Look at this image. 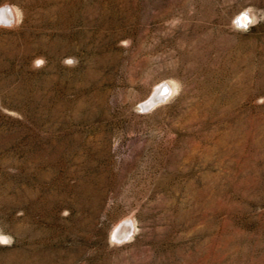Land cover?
<instances>
[{"label":"rangeland","instance_id":"374dc122","mask_svg":"<svg viewBox=\"0 0 264 264\" xmlns=\"http://www.w3.org/2000/svg\"><path fill=\"white\" fill-rule=\"evenodd\" d=\"M0 264H264V0H0Z\"/></svg>","mask_w":264,"mask_h":264},{"label":"water","instance_id":"95a60500","mask_svg":"<svg viewBox=\"0 0 264 264\" xmlns=\"http://www.w3.org/2000/svg\"><path fill=\"white\" fill-rule=\"evenodd\" d=\"M241 23H242V21H241ZM242 24H246V23H242ZM165 92H167L166 87L161 88L160 91H159V93H158V97L163 96L165 94Z\"/></svg>","mask_w":264,"mask_h":264},{"label":"bare ground","instance_id":"6f19581e","mask_svg":"<svg viewBox=\"0 0 264 264\" xmlns=\"http://www.w3.org/2000/svg\"><path fill=\"white\" fill-rule=\"evenodd\" d=\"M248 20H249V17L248 16H244V15L241 16L242 23H246Z\"/></svg>","mask_w":264,"mask_h":264},{"label":"built area","instance_id":"2783aa9c","mask_svg":"<svg viewBox=\"0 0 264 264\" xmlns=\"http://www.w3.org/2000/svg\"><path fill=\"white\" fill-rule=\"evenodd\" d=\"M239 24H242V23H241V20L239 21Z\"/></svg>","mask_w":264,"mask_h":264}]
</instances>
